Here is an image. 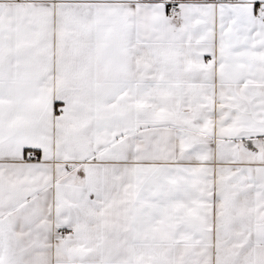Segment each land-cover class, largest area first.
Returning a JSON list of instances; mask_svg holds the SVG:
<instances>
[{
	"label": "snow or ice",
	"instance_id": "1",
	"mask_svg": "<svg viewBox=\"0 0 264 264\" xmlns=\"http://www.w3.org/2000/svg\"><path fill=\"white\" fill-rule=\"evenodd\" d=\"M0 264H264V0H0Z\"/></svg>",
	"mask_w": 264,
	"mask_h": 264
}]
</instances>
